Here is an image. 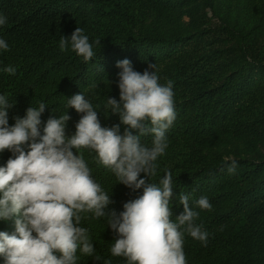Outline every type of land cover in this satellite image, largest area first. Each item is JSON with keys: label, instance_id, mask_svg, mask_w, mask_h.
<instances>
[{"label": "trees", "instance_id": "obj_1", "mask_svg": "<svg viewBox=\"0 0 264 264\" xmlns=\"http://www.w3.org/2000/svg\"><path fill=\"white\" fill-rule=\"evenodd\" d=\"M0 16L7 18L0 26L9 45L0 50V95L8 94L13 105L9 126L42 102L41 127L67 112L70 136L82 114L68 109L67 98L80 92L102 127L117 125L119 116L106 108L107 97L119 100L117 62L128 59L141 73L155 63L160 83L173 82L176 119L148 182L159 184L170 171L171 219L183 211L180 194L189 195L199 213L195 223L208 238L205 244L185 234L187 264H264V0H0ZM77 27L93 43L87 62L59 48L62 36ZM6 66L15 74L4 72ZM125 127L120 125L121 134ZM141 139L151 145V136ZM82 155L110 196L109 215L143 194L120 184L95 152L83 149ZM11 156L0 152V166ZM233 161L237 168L229 174ZM202 196L210 210L196 206ZM82 215L80 226L89 230L95 255L78 251L77 264H127L110 253L116 234L107 219ZM14 220H0V232L12 234Z\"/></svg>", "mask_w": 264, "mask_h": 264}, {"label": "clouds", "instance_id": "obj_2", "mask_svg": "<svg viewBox=\"0 0 264 264\" xmlns=\"http://www.w3.org/2000/svg\"><path fill=\"white\" fill-rule=\"evenodd\" d=\"M6 23L7 18L0 16V26ZM59 48L62 52L70 48L86 62L94 56L93 43L79 27L70 37L62 36ZM0 50H9L2 38ZM116 67L121 69L119 100L107 97L106 108L119 116L120 123L110 128L101 126L98 111L82 92L67 98L68 109L82 114L70 136L67 112L59 118L50 116L41 127L46 108L42 102L28 107L25 116L9 126L13 105L8 94L0 95V152L12 153L0 166V220L15 218L12 234L0 232L4 264H77L78 251L94 256L89 230L80 226L85 213L107 219L116 234L110 253L124 257L127 264H187L185 234L206 244L208 233L195 223L199 213L190 207L189 195H179L183 211L171 219L172 173L166 171L159 184L148 182L156 174V161L168 146L166 132L176 119L173 82L160 83L155 63L143 73L135 71L128 59ZM4 72L14 75L16 69L6 66ZM120 125L126 126L123 134ZM146 136L152 137L150 146L142 143ZM83 149L95 152L97 163L111 169L120 184L132 191L142 188L143 194L124 203L119 214L106 213L112 201L92 178ZM236 168L233 161L229 174ZM195 203L201 210L211 209L206 196Z\"/></svg>", "mask_w": 264, "mask_h": 264}]
</instances>
